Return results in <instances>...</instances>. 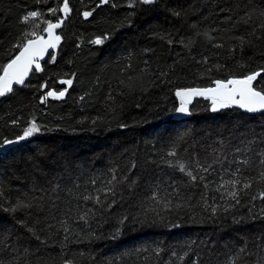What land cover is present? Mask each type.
<instances>
[{
  "label": "trees",
  "instance_id": "1",
  "mask_svg": "<svg viewBox=\"0 0 264 264\" xmlns=\"http://www.w3.org/2000/svg\"><path fill=\"white\" fill-rule=\"evenodd\" d=\"M63 4L0 0V76ZM68 4L57 47L0 98V261L264 264V114L176 111L215 80L260 73L264 90V0Z\"/></svg>",
  "mask_w": 264,
  "mask_h": 264
},
{
  "label": "snow or ice",
  "instance_id": "2",
  "mask_svg": "<svg viewBox=\"0 0 264 264\" xmlns=\"http://www.w3.org/2000/svg\"><path fill=\"white\" fill-rule=\"evenodd\" d=\"M108 0H100V4L107 3ZM144 4H152L155 0H141ZM99 6V5H98ZM51 11H56L52 9ZM62 11L67 16L70 13L71 9L69 8L68 0H64ZM40 15L38 12H31L28 16H25L23 20L26 22L29 18H36ZM92 13L90 11H85L83 16L85 18L91 16ZM63 21H58L56 23L47 22V27L44 29L48 34V39L45 40L42 36H36V33H32L35 36V39H29L26 44H24L23 48L20 50L19 55H17L14 59H12L8 64L4 66V75L0 76V96L5 95L6 93L11 92L13 83L23 84L24 78L27 76L31 66L36 58V56L40 55L47 51L48 48H55L57 44L60 42L61 37L59 35H55L54 30L58 29L62 26ZM103 41L101 39H96L93 43L101 44ZM53 60L55 57H52ZM36 70H40V65L36 64ZM260 73H253L250 75L244 76L242 79H229L227 81L224 80H215L214 88H205V89H183L178 90L176 95L178 97H185L189 95H200L207 96L212 100V110L216 111L218 108L230 107L232 105H236L241 109L246 110L247 112H264V90H257L253 86V82L257 80V77ZM61 83L67 84L71 86L72 80L61 81ZM67 92V88L63 91H48L46 97H42L41 102L43 103L47 97H54L56 99L62 98ZM178 112H186L187 108L184 103L181 104V107L176 109ZM39 129L33 124L31 127L24 131L23 136L18 137V140H23L29 136H31L34 132H37ZM5 144L13 143L12 141H5ZM169 155H175L174 152H170ZM242 163L247 164L248 160L242 161ZM260 163L264 165V159L260 160ZM197 167H202L197 164ZM210 167V166H209ZM203 171L207 172L208 168H202ZM180 171L184 172V165H180ZM236 172H239V168L236 169ZM186 175L191 177L192 180H196L197 177L192 174V172H187ZM235 175V173H233ZM262 178H264V173L261 174ZM115 179V177H113ZM203 179V177H201ZM111 183V181H109ZM225 183H230L233 186V190L229 191L227 195L233 199H236L238 196V190L235 189V185L239 183L237 180L227 181ZM221 187H224L222 184ZM250 187L249 184H244L243 188L247 189ZM110 191V190H109ZM155 195L153 199H155ZM85 200L90 199V197H84ZM97 202H99V197L96 198ZM215 212V209H213ZM83 219V217H81ZM241 252L244 251L242 248ZM0 264H3V261H0Z\"/></svg>",
  "mask_w": 264,
  "mask_h": 264
},
{
  "label": "water",
  "instance_id": "3",
  "mask_svg": "<svg viewBox=\"0 0 264 264\" xmlns=\"http://www.w3.org/2000/svg\"><path fill=\"white\" fill-rule=\"evenodd\" d=\"M62 8H63V7H62ZM61 20L63 21V24H62V26H61L60 28L54 30L55 35H57L58 30L61 29V28L64 26L65 22H66V16H65V13H63V18H62ZM61 20H60V21H61ZM44 39H45V40L48 39V34H47V37L44 38ZM56 47H57V46H56ZM56 47H55V48H56ZM22 48H23V47H22ZM22 48H21V49H22ZM55 48H48L47 51H45V52L42 54V56H40V55L36 56V58H35V60H34V62H33V64H32V66H31V69L29 70L27 76H25L24 80H26V79H28V78L30 77V75L32 74L33 70L36 68V64L38 63V64L40 65V64L43 62V60H45V59L51 54V52H52ZM21 49H20V50H21ZM19 53H20V51L18 52L17 55H19ZM17 55H16V56H17ZM16 56H15V57H16ZM15 57H14V58H15ZM14 58H13V59H14ZM3 75H4V74H3ZM240 79H242V78H240ZM15 85H17V83H13V85H12V89L14 88ZM253 85H254V82H253ZM214 87H215V85H213L212 87H207V88H214ZM195 89H205V88H195ZM7 94H9V93H6L5 95H7ZM5 95H3V96H5ZM0 97H2V96H0ZM198 100H210V101H212V100H211L210 98H208L207 96H200V95H189V96H185V97H183V98L179 97V101L181 102V104L184 103L186 107H187V106H191V105H193V104H194L196 101H198ZM229 108H232V109L238 110V111L242 112L243 114H245V115H249V116H254V115L257 116V115H260V114H264V112H247L246 110L241 109V108H239V107L236 106V105H232V106H230Z\"/></svg>",
  "mask_w": 264,
  "mask_h": 264
},
{
  "label": "rangeland",
  "instance_id": "4",
  "mask_svg": "<svg viewBox=\"0 0 264 264\" xmlns=\"http://www.w3.org/2000/svg\"><path fill=\"white\" fill-rule=\"evenodd\" d=\"M108 1H109V0H108ZM105 4H106V3H105ZM105 4H102V5H105ZM17 54H18V53H17ZM17 54H16V55H17ZM12 59H13V58H12ZM10 61H11V60H10ZM10 61H9V62H10ZM9 62H8V63H9ZM3 74H4V69H3V71H2L1 76H3ZM17 85H18V84H17ZM17 85H15V86H17ZM15 86H14V87H15ZM2 97H4V96H2ZM2 97H0V98H2ZM218 109H220V108H218ZM218 109H217V110H218ZM186 114H187V111H186V112H177V116H178V117H183V116H185ZM23 140H25V139H23Z\"/></svg>",
  "mask_w": 264,
  "mask_h": 264
},
{
  "label": "flooded vegetation",
  "instance_id": "5",
  "mask_svg": "<svg viewBox=\"0 0 264 264\" xmlns=\"http://www.w3.org/2000/svg\"><path fill=\"white\" fill-rule=\"evenodd\" d=\"M27 80V79H26Z\"/></svg>",
  "mask_w": 264,
  "mask_h": 264
}]
</instances>
